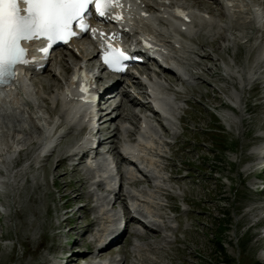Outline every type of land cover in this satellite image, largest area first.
I'll list each match as a JSON object with an SVG mask.
<instances>
[{"label":"rangeland","instance_id":"obj_1","mask_svg":"<svg viewBox=\"0 0 264 264\" xmlns=\"http://www.w3.org/2000/svg\"><path fill=\"white\" fill-rule=\"evenodd\" d=\"M203 7L218 13L219 7L215 4L207 3ZM214 40L200 38L197 41L199 53L207 55L202 58L198 69H192L203 71V74L197 79L196 86H188L189 90L183 96L188 99V108L182 110L184 132L178 139L179 144L172 149L171 166L176 176L174 186L177 192L182 193L175 195L174 202L185 198L190 209L188 219L191 227L187 239L172 246L174 254H171L179 258L173 261L174 264H264V191H256L258 172L249 173L259 162L253 151L258 135L264 131V81L255 90L244 89L241 111L235 110L238 120L231 118L229 113L226 121L222 119L224 113L233 109L228 101L234 86L240 90L239 80L225 74L222 59L229 64L236 56L241 64L247 52L241 43L236 48L223 49L220 36L216 35ZM258 48L251 50L250 61L254 60ZM235 50H238L236 55ZM72 58L70 53L65 54L51 71L44 72L40 80L60 88ZM56 69L61 71L62 81L53 80L52 74ZM260 73L264 75L263 71ZM173 78L176 77L171 75ZM49 106L50 109L52 105ZM78 136L70 132L64 137L61 148L42 163H37L31 147L20 154L15 169L19 170L23 165L28 167L18 173V176L21 174L18 184L10 187L8 197L6 195L3 199L0 196V203L8 200L11 208L9 216L0 217V264H50L51 258L66 249L63 244L68 239L66 223L61 224V229L59 226L66 205L73 207L77 193L90 203L89 185L80 177V169L67 167L66 175H57V168L63 164L58 161V154L65 152L66 145L72 144ZM261 174L264 177V172ZM59 187L62 188L61 193L57 191ZM205 215L210 217L208 224L198 220ZM8 242L12 248L4 246ZM91 249L89 245L84 250L87 258L92 256L88 252ZM49 253L55 255L50 258ZM113 255L116 254L104 251L99 256L109 258ZM153 257L154 261L142 257L140 263L145 260L144 264L167 261L163 253ZM130 259L132 261V257Z\"/></svg>","mask_w":264,"mask_h":264},{"label":"bare ground","instance_id":"obj_2","mask_svg":"<svg viewBox=\"0 0 264 264\" xmlns=\"http://www.w3.org/2000/svg\"><path fill=\"white\" fill-rule=\"evenodd\" d=\"M153 1L157 2V0ZM214 3L218 5L220 13H212L208 18H205L193 12V22L195 23L189 24V30L186 31L180 30L173 24L172 20L162 17L161 12L152 19H139L137 21V26L143 30H149L152 35L166 42L165 44L168 45L167 52L171 56V60L174 62L177 70L176 75L184 79H187L191 74L188 67L190 64V57L193 54L199 57L201 54L196 52V47L191 41L192 38L202 34L207 37L212 36V38L219 35L223 42L221 45L223 49L229 47L236 48L239 43L244 44L247 52L245 61L239 64L237 61L238 58L232 57L231 61L234 63L226 64L224 67L228 76L237 77L239 80L240 90L237 87L233 89L234 91L231 93V102L240 108L244 100L243 87L256 76H259L258 74L262 71L264 66V50L258 46L261 34L258 33L264 29V8L260 3H255L253 0H214ZM158 4L159 7H164L163 12L167 14L169 11L168 4L166 5V3L162 2H158ZM263 35L264 34H262V36ZM172 42H175L178 47H173ZM256 46L259 47L258 53L256 52V55L252 52L255 58L253 61H250L251 50L253 48L256 49ZM206 55L207 53L205 56ZM74 60L81 61V58L74 56ZM142 69L145 70L146 68L143 66ZM146 71L145 76L141 77V79L138 77L135 79V76H128L126 80L127 87L133 88L134 91H136L138 83H146L149 87V91L152 93V102L158 111H163L164 109L165 102L163 99L166 96L171 97V101H173V106L171 107V127L176 130L179 122L178 111L182 107L181 102L175 100L174 93L168 92L171 83L167 78L158 76L150 68ZM45 77L46 76H44V79ZM52 77L53 80H55L54 74H52ZM42 82L45 84V80H42ZM18 84H20V82ZM44 84H42V91H44L45 94L47 93L46 90L57 87L56 85L53 86V83ZM38 89L39 90L33 89V84L30 82L25 83L22 87L19 86L17 89L7 90L0 94V170L3 171V173L0 174V185L10 186L12 188L15 187L19 181L18 177L21 175L18 176V173L25 171L28 167L23 165L21 169L15 170L16 164H13L15 163L13 159L18 150L23 151L25 148H32L34 157L38 158L42 153L54 150L55 145L59 142L60 138L64 136L66 130L73 126L77 127L79 124L75 118L67 113L66 107H69L68 104H62L60 111L54 113L55 115L53 118L48 117L43 110V106L40 104L41 88L39 87ZM137 91H139L138 88ZM142 92L145 94L144 90H142ZM124 95L126 94L123 93L120 95L121 98H119L120 96L118 97L121 100V104H123ZM48 96L50 99H53V101L59 102V92L53 90ZM112 102L115 103V99ZM129 107L134 111L132 104H130ZM108 109H110V107H108ZM73 112L78 113L77 110ZM235 113L236 111L234 110V114ZM242 123H244V119ZM148 168L151 170L150 167ZM152 168L154 169L153 166ZM95 180L96 179H93L92 185H97ZM163 181L164 180L160 177L155 178L156 187L149 190L147 194H143L145 195L143 198H145L146 202H142L141 210L149 212L153 206L158 205L160 199H156L155 197L159 194L158 192L162 191L160 186L164 184ZM105 206L109 207L110 202H107ZM78 208L79 206L77 210ZM101 221L99 229L94 234L97 245L100 246V251L105 249V246L113 240L112 233L114 232L113 225L107 223L105 219ZM136 249L137 247L135 246V250ZM105 262L114 264V261ZM97 264L105 263L97 262Z\"/></svg>","mask_w":264,"mask_h":264},{"label":"snow or ice","instance_id":"obj_3","mask_svg":"<svg viewBox=\"0 0 264 264\" xmlns=\"http://www.w3.org/2000/svg\"><path fill=\"white\" fill-rule=\"evenodd\" d=\"M90 5H95L100 17H105L112 7L111 0H0V82L15 77L17 64L28 63L23 41L43 38L48 47L40 51L47 54L52 43L61 41L67 44L68 38L76 35L72 31L74 23L88 32L83 21L89 14ZM91 32L95 34L96 29ZM108 47L111 53L105 54L104 63L113 71H123V62L130 57L111 45Z\"/></svg>","mask_w":264,"mask_h":264},{"label":"trees","instance_id":"obj_4","mask_svg":"<svg viewBox=\"0 0 264 264\" xmlns=\"http://www.w3.org/2000/svg\"><path fill=\"white\" fill-rule=\"evenodd\" d=\"M221 245H222V244H220V247H222ZM222 248H223V247H222Z\"/></svg>","mask_w":264,"mask_h":264}]
</instances>
